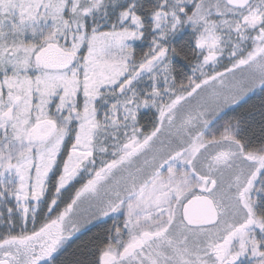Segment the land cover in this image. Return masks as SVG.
<instances>
[{"label": "snow or ice", "instance_id": "1", "mask_svg": "<svg viewBox=\"0 0 264 264\" xmlns=\"http://www.w3.org/2000/svg\"><path fill=\"white\" fill-rule=\"evenodd\" d=\"M264 264V0H0V264Z\"/></svg>", "mask_w": 264, "mask_h": 264}, {"label": "trees", "instance_id": "2", "mask_svg": "<svg viewBox=\"0 0 264 264\" xmlns=\"http://www.w3.org/2000/svg\"><path fill=\"white\" fill-rule=\"evenodd\" d=\"M103 227V225L96 226L91 228V231H85L82 234H80L79 238L76 239L72 246L68 248L67 252H65L61 257L60 260L66 264L67 260L72 259V252L76 249L77 245H81L82 243H85L89 240V238L98 230H100Z\"/></svg>", "mask_w": 264, "mask_h": 264}]
</instances>
